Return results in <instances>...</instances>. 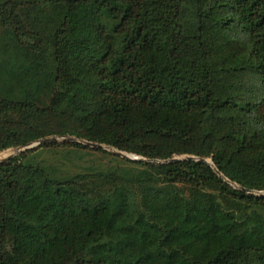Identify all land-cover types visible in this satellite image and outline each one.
Instances as JSON below:
<instances>
[{
	"label": "trees",
	"instance_id": "obj_1",
	"mask_svg": "<svg viewBox=\"0 0 264 264\" xmlns=\"http://www.w3.org/2000/svg\"><path fill=\"white\" fill-rule=\"evenodd\" d=\"M48 137L195 160L1 163L0 264H264V0H0V153Z\"/></svg>",
	"mask_w": 264,
	"mask_h": 264
},
{
	"label": "rangeland",
	"instance_id": "obj_2",
	"mask_svg": "<svg viewBox=\"0 0 264 264\" xmlns=\"http://www.w3.org/2000/svg\"><path fill=\"white\" fill-rule=\"evenodd\" d=\"M60 143H64L60 141ZM12 149L6 150L0 153V161L6 159L12 154ZM75 154H64L63 152H58L53 156L50 155H42V159L49 161L56 168L62 169L65 175L68 173L69 175H73L76 173L87 172L91 169L93 171L104 168L108 163L107 159L96 153H88L86 151Z\"/></svg>",
	"mask_w": 264,
	"mask_h": 264
},
{
	"label": "water",
	"instance_id": "obj_3",
	"mask_svg": "<svg viewBox=\"0 0 264 264\" xmlns=\"http://www.w3.org/2000/svg\"><path fill=\"white\" fill-rule=\"evenodd\" d=\"M68 142V143H74V144H78V145H82L83 147H86V148H90V149H101V150H104V151H107L113 155H116L122 159H125V160H129V161H139V162H145V163H152V164H171V163H175V162H179V161H182V160H195L194 158L192 157H180V158H174V159H171V160H167V161H163V162H160V161H149V160H145L143 158H139V157H136V156H133V155H130V154H127V153H124V152H120L116 149H113L111 147H108V146H103V145H98V144H95V143H89V142H85V141H82V140H78V139H75V138H72V137H48V138H44V139H41L37 142H34L32 144H29L25 147H18V148H14L12 149V154L7 157L6 159L0 161V164L3 163V162H7L9 159L11 158H14L18 155H21L23 153H26V152H29V151H33L37 148H39L40 146L42 145H47L49 143H54V142ZM202 162L208 164L210 167H212L215 171V173L221 177L222 175L217 172V170L214 168L213 164L211 163V161H208V160H201ZM225 182L229 183L230 185H232L233 187L235 188H238L235 184H232L230 183L228 180L225 179ZM262 195H264V193H262Z\"/></svg>",
	"mask_w": 264,
	"mask_h": 264
}]
</instances>
